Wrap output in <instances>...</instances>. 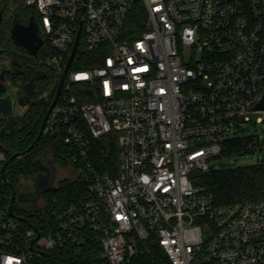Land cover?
Masks as SVG:
<instances>
[{
    "label": "built area",
    "instance_id": "1",
    "mask_svg": "<svg viewBox=\"0 0 264 264\" xmlns=\"http://www.w3.org/2000/svg\"><path fill=\"white\" fill-rule=\"evenodd\" d=\"M24 2L38 12L46 65L60 78L80 27L71 66L79 50L99 51L80 60L98 65L70 66L42 134L62 140L69 177L88 193L43 234L22 230L0 201V264H39L89 234L104 264H126L151 237L172 264H264V199L216 206L194 183L234 125L254 112L264 122L255 110L264 94V0ZM137 4L144 20L133 22ZM102 138L118 142L116 168L98 163ZM5 159L0 148V175Z\"/></svg>",
    "mask_w": 264,
    "mask_h": 264
},
{
    "label": "trees",
    "instance_id": "2",
    "mask_svg": "<svg viewBox=\"0 0 264 264\" xmlns=\"http://www.w3.org/2000/svg\"><path fill=\"white\" fill-rule=\"evenodd\" d=\"M18 3L19 0H13ZM24 6H27L23 2ZM39 20V15L34 7L27 6ZM132 20L136 18L144 20V13L140 4L134 7ZM142 29V28H141ZM136 34H138L137 29ZM5 46L11 42L7 35L0 38ZM80 51V52H79ZM78 51L81 54L77 62H73L71 69L90 67L98 65L95 60L81 62V58H93L99 51L89 54ZM50 49L43 48V55L47 59ZM77 58V57H76ZM54 74L56 73L53 70ZM56 88L60 75L56 73ZM42 120L31 118L25 125L13 124L11 131L5 136L1 135V128L6 123V119L0 116V148L6 159L3 164L13 155L17 154L6 167L5 176L0 175V201L2 208L7 211L12 197V187L19 189L21 180L24 177H38L42 168L38 159L48 149L52 148L60 164L66 167L68 156L66 147L62 140L54 136H41L34 147L27 150L37 138L41 128ZM262 144V142H261ZM262 147V145H261ZM259 150L256 143V135L246 137H228L222 143V150L216 158L223 156L232 157L244 155ZM96 154L98 163L102 169L116 168L118 163V142L113 138H102L96 141ZM97 163V164H98ZM194 183L203 186L207 192L212 194L214 204L223 206L236 202H246L264 199V156L253 164L245 166H223L218 169L208 171L198 170L194 174ZM88 193V185L81 179H64L57 189H51L44 194L43 203L18 204V200L13 205L14 213L17 216L25 217L26 221H20L22 230L30 226L38 228L43 234L56 224V214L66 205L73 201L85 199ZM39 264H104L101 258V247L95 236L89 234L81 242H66L53 248L49 256L40 258ZM126 264H172L163 248L153 238H149L142 243V250L132 257Z\"/></svg>",
    "mask_w": 264,
    "mask_h": 264
},
{
    "label": "flooded vegetation",
    "instance_id": "3",
    "mask_svg": "<svg viewBox=\"0 0 264 264\" xmlns=\"http://www.w3.org/2000/svg\"><path fill=\"white\" fill-rule=\"evenodd\" d=\"M0 12H2L0 38L7 35L11 39L7 46L0 41V49H2L0 51V88L2 89L0 98L5 97L8 90L13 101V115L8 119L11 125L18 124L19 126L25 125L31 118H35L37 121L44 120L57 92L55 86L57 72L54 74L53 70L46 65V59L42 53L43 48L47 46L46 40L39 29L43 43L37 53L32 54L28 49L15 44L11 38V28L15 21L27 25L30 16L33 15L39 23L38 18L27 6L11 7L6 0H0ZM0 116L5 118L1 114ZM20 117L19 122L17 119ZM55 159L62 172L66 167L60 164L56 154ZM40 174L43 175V180L38 183L41 186L47 182L49 174L45 169H42ZM29 178L21 183L19 189L13 185L17 196L27 192L24 186H28L30 191L32 190L31 184L37 177ZM63 178L65 176L60 177L59 173L55 185H61ZM60 180L61 182H59ZM29 202L21 201L20 204L25 205Z\"/></svg>",
    "mask_w": 264,
    "mask_h": 264
},
{
    "label": "water",
    "instance_id": "4",
    "mask_svg": "<svg viewBox=\"0 0 264 264\" xmlns=\"http://www.w3.org/2000/svg\"><path fill=\"white\" fill-rule=\"evenodd\" d=\"M2 20V12H0V22ZM39 23L36 21L35 17L32 15L30 16L29 18V22L27 25H23L21 23H19L18 21H15L12 28H11V38L13 40V42L23 48H26L28 49L32 54H36L37 51L39 50V48L41 47L42 43H43V39L41 37V35L39 34ZM80 30H81V27L77 33V36H76V40H75V43L73 45V48H72V52L69 56V59L66 63V66L64 68V71H63V74L61 75V78L59 80V83H58V87H57V92H56V95L54 97V100L51 104V106L49 107L46 115H45V118L41 124V128L39 130V133H38V136L37 138L34 140V142L31 144V146L27 149H31L32 147H34L35 143L41 138L42 134H43V129H44V126H45V123H46V119L51 111V109L53 108V106L55 105L60 93H61V90H62V86H63V83H64V80H65V77L67 75V72L71 66V63L73 61V58L75 56V53H76V50H77V45H78V41H79V36H80ZM2 49H0L1 51ZM0 91H2V89L0 88ZM6 96L5 97H2L0 98V109H1V106L3 104H5V112L4 113H1V115H3L6 119V123L3 125V127L1 128V135L2 136H5L6 134H8L11 129H12V125L9 121V116H12L13 115V110H12V106H13V101L11 99V96H10V92L7 90L6 92ZM255 110L256 111H263L264 110V94L261 98V100L256 104L255 106ZM21 119L18 118L17 120L19 121ZM20 122V121H19ZM256 143H257V147L259 149V151H262V147H261V137L259 134L256 135ZM17 154L11 156L2 166L1 168V172H2V175L4 177V180L7 181L6 179V176H5V170H6V167L7 165L9 164V162L14 159L16 157ZM38 163L40 164V167L42 169H45L47 172H48V180L45 184L43 185H39L38 183H41V181L43 180V175L40 174L36 179H35V182H33L31 184L32 186V190L30 192H24V193H21L20 195H16V190L15 188L13 187V185H11L12 187V197H11V201H10V204L7 208V213L11 216H14L16 217L18 220L20 221H26V218L25 217H20V216H17L15 213H14V210H13V205L14 203L16 202V200H18V204L21 203V201H30V202H41V204L43 203V200H44V194L45 192L51 190V189H57L60 187V185H55L56 181H57V178H58V174L61 173V168H60V165L59 163L56 161L55 159V152L52 148L48 149L42 156H40V158L38 159ZM216 166L215 163L211 164L210 166V169H214ZM218 166L220 167H223V166H230V164H227V163H223V162H220L218 163ZM66 170V168L64 169ZM69 176H65L64 179L68 178ZM26 178H29V177H24L22 178L21 180V183L26 179ZM30 179V178H29ZM61 182V180L59 181ZM32 193L33 195V199L30 198L29 194ZM37 238H34L32 240H30V243H31V247H33V243L35 242Z\"/></svg>",
    "mask_w": 264,
    "mask_h": 264
},
{
    "label": "rangeland",
    "instance_id": "5",
    "mask_svg": "<svg viewBox=\"0 0 264 264\" xmlns=\"http://www.w3.org/2000/svg\"><path fill=\"white\" fill-rule=\"evenodd\" d=\"M6 1L9 3L11 7L24 6L23 4L24 0H19L17 4L14 3L13 0H6ZM190 53H191L190 49L188 48L184 49L185 56L189 55ZM0 112L1 113L5 112V104L1 106ZM258 116H259V113L257 112L250 113L249 114L250 121L242 122L239 128L235 127L234 125V129L228 135V137H246V136L259 134L261 137V142H262L261 144L262 151L256 150L254 152H250L244 155H238V156H232V157L223 156L220 158H216L214 160V163L216 164L215 166L216 169L220 168V166H218V163L220 162L230 164V166L232 167H238V166H245V165L256 163L263 158L264 156V122H258L257 121ZM208 170L209 168H206L204 171H208ZM67 175H68L67 170H63L60 173V177L67 176ZM24 187L25 189H27V192H30V189L28 188V186H24ZM29 196L31 199H33L32 193H30ZM39 204H41V202H39Z\"/></svg>",
    "mask_w": 264,
    "mask_h": 264
}]
</instances>
